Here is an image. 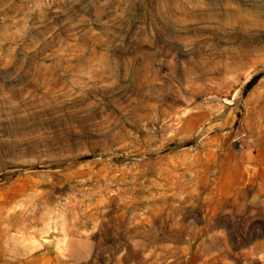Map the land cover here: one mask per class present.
Returning a JSON list of instances; mask_svg holds the SVG:
<instances>
[{
	"label": "rangeland",
	"instance_id": "rangeland-1",
	"mask_svg": "<svg viewBox=\"0 0 264 264\" xmlns=\"http://www.w3.org/2000/svg\"><path fill=\"white\" fill-rule=\"evenodd\" d=\"M0 264H264V0H0Z\"/></svg>",
	"mask_w": 264,
	"mask_h": 264
}]
</instances>
